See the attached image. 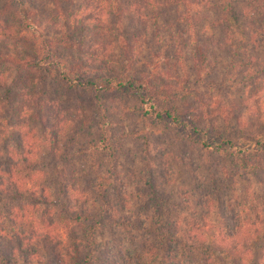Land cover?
Instances as JSON below:
<instances>
[{"label": "rangeland", "instance_id": "1", "mask_svg": "<svg viewBox=\"0 0 264 264\" xmlns=\"http://www.w3.org/2000/svg\"><path fill=\"white\" fill-rule=\"evenodd\" d=\"M230 1L231 11L221 19L214 7L217 0H187L188 3L185 0L192 18L187 25L186 9L175 0H59L62 15L70 22L69 35L78 32L80 20L90 19L98 24L85 41L98 50L91 52L101 56L104 48L103 60L115 61L118 70L130 68L132 73L154 74L153 83L162 88L161 95L168 96V107L177 114L192 117L199 130L188 134L167 131L154 124L146 133L145 153L144 126L137 99L114 98L102 102L97 111L88 112L96 120L90 140L81 145L84 151L75 155L66 173L69 203L81 204L82 209L89 211L96 212L99 205L93 185H109L102 192L115 210H109L114 218L102 222L96 232L93 264H119L120 260L125 264H156L147 262L145 247L150 242L140 231L113 223L120 217L142 221V200L138 194L143 189L139 180L144 177L145 160L155 171L169 219L180 226L193 222L199 226L198 234L215 240L212 249L194 254L190 263L221 264V251L232 248L245 230L264 219V154L256 159L239 155L246 163L260 165L253 171L234 163L230 155L237 150L252 149L243 136L247 127L259 130L260 119L264 117L263 48L258 20L247 0ZM36 4L37 7L24 5L23 12L32 11L44 24L61 23L62 16L55 13L47 0ZM113 9L117 11V21L108 15ZM5 18L10 19L7 14L0 16ZM44 37L55 39L58 35L45 30ZM97 38L100 45L94 43ZM8 43L26 50L20 39ZM247 68L255 73L252 82L245 81ZM22 74L29 79V74ZM172 87L185 88L186 95L181 96L179 89L171 92ZM45 88V99H59L49 81ZM213 102L225 107L231 104L234 108L221 112ZM59 106L62 112L80 108L68 101H61ZM54 110L48 105L39 114L33 111L29 116L21 110L14 118L26 120L29 127H20L22 133L33 129L36 137L43 140L45 132L38 118L43 116L48 128H52ZM238 118L246 122V131L236 124ZM102 137L104 143L99 145ZM224 141L235 147L223 144ZM43 147L39 148L36 167L49 187L51 164ZM40 208L36 216L50 206ZM222 226L236 232L238 237H223ZM250 245L243 247L251 251L247 252L249 258L257 254L255 246Z\"/></svg>", "mask_w": 264, "mask_h": 264}, {"label": "trees", "instance_id": "2", "mask_svg": "<svg viewBox=\"0 0 264 264\" xmlns=\"http://www.w3.org/2000/svg\"><path fill=\"white\" fill-rule=\"evenodd\" d=\"M47 1L55 13L62 16L60 24H44L32 11L23 12L24 5L37 7L36 3L41 0H0V16L7 14L10 18L0 19V264L94 263L96 232L102 227V222H110L114 218L109 213L114 208L105 200L102 192L109 185L94 184L98 210H83L81 204L69 203L70 186L66 168L75 155L84 151L81 145L89 142L96 120L88 112L97 111L102 102L128 96L138 100L144 126L142 140L145 153L146 133L152 130L154 124L167 131L199 132L192 117L177 114L174 108L168 107V96L161 95L162 88L153 83L154 74L132 73L130 68L118 70L115 61L103 60L104 48L100 51L101 56L94 54L98 50L90 42H86V45L85 41L98 24L90 19L80 20L78 32L69 35L70 22L62 15L59 0ZM175 1L184 5V17L187 25H190L192 18L187 0V3L185 0ZM247 3L258 20L259 42L263 48L261 72L264 73V0H247ZM214 7L221 19H225L231 11V1L217 0ZM108 15L117 21L115 9ZM100 29L105 32L103 27ZM45 30L58 37L45 38ZM14 39H20L26 45V50L8 43ZM99 39L94 40L96 45H100ZM120 48L122 52L125 51L121 44ZM22 72L29 74V79L24 78ZM254 75L251 68H247L245 81L252 82ZM47 81L52 84L59 99H45ZM178 89L181 96L186 95V89L182 87H172L171 92ZM61 101L75 102L80 108L76 107L74 112H62L59 106ZM213 103L221 112L234 108L231 104L225 107L218 102ZM48 105L53 110L55 108L56 118L54 126L48 128L46 120L39 116L45 132L43 140L36 137L33 129L24 133L19 130L20 127L29 126L26 120H15V113L22 110L28 116L34 114L33 111L39 114ZM63 113L70 117L66 118ZM227 116L226 112L225 119ZM236 124L246 131V122L238 118ZM258 128L250 130L247 127L243 136L252 144V149L230 153L234 163L246 166L249 171L258 169L260 165L246 163L240 160L239 155L242 153L245 154L243 158L256 159L257 155L264 154V117L260 119ZM103 143L104 137L98 144ZM223 144L235 147L230 141ZM40 147L46 150L51 164L49 187L39 177L40 171L36 167ZM154 172L148 160H145L144 177L139 180L143 189L138 194L142 200V221L120 217L113 223L117 227L127 226L138 230L146 237L150 242L145 247L148 263L193 264L189 261L194 254H203L212 249L215 240L212 236L198 234L199 226L193 222L180 226L169 219L170 212L163 204ZM45 204L50 208L36 216V211H40ZM262 223L264 225V219L258 220L239 236L232 248L221 251V264H264ZM225 227L222 226L223 237H238L236 232L228 231ZM225 239L221 241L224 243ZM249 244L257 250V254L250 258L247 256L250 250L243 249ZM119 264L125 263L120 260Z\"/></svg>", "mask_w": 264, "mask_h": 264}]
</instances>
